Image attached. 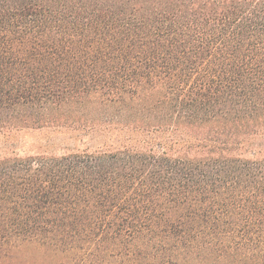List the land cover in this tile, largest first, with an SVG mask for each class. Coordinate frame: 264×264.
<instances>
[{"label":"trees","instance_id":"16d2710c","mask_svg":"<svg viewBox=\"0 0 264 264\" xmlns=\"http://www.w3.org/2000/svg\"><path fill=\"white\" fill-rule=\"evenodd\" d=\"M42 129L126 145L0 156V253L264 264V0H0V134Z\"/></svg>","mask_w":264,"mask_h":264},{"label":"rangeland","instance_id":"374dc122","mask_svg":"<svg viewBox=\"0 0 264 264\" xmlns=\"http://www.w3.org/2000/svg\"><path fill=\"white\" fill-rule=\"evenodd\" d=\"M94 138L69 129H42L15 133L12 136L0 134V156H9L16 151L20 155H31L42 152H55L85 149L122 148V140H109L100 134ZM109 137V136H108ZM115 143V144H113ZM262 145L264 155V137L259 138L254 147ZM248 153L245 155L248 156ZM0 264H69L66 257L37 244H27L13 248L6 254L0 253Z\"/></svg>","mask_w":264,"mask_h":264}]
</instances>
